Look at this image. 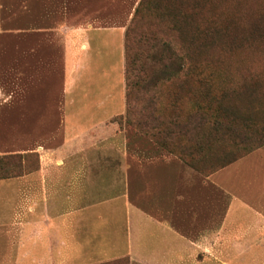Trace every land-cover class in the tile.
Instances as JSON below:
<instances>
[{
	"label": "crops",
	"instance_id": "obj_1",
	"mask_svg": "<svg viewBox=\"0 0 264 264\" xmlns=\"http://www.w3.org/2000/svg\"><path fill=\"white\" fill-rule=\"evenodd\" d=\"M43 30L25 28L36 38L20 43L25 57L39 59L42 48L50 70L42 78L35 68L19 89L20 147L8 153L34 154L35 164L0 178V264H264V169L258 181L245 167L205 176L175 156L131 147L136 135L117 133L112 120L127 108L126 27L66 23L47 29L42 46ZM102 32L116 46L118 79L95 103L84 51ZM55 60L65 74L58 101ZM14 98L0 88V118Z\"/></svg>",
	"mask_w": 264,
	"mask_h": 264
},
{
	"label": "rangeland",
	"instance_id": "obj_2",
	"mask_svg": "<svg viewBox=\"0 0 264 264\" xmlns=\"http://www.w3.org/2000/svg\"><path fill=\"white\" fill-rule=\"evenodd\" d=\"M24 1L0 0V88L14 92L15 97L14 109L5 111L0 118L1 140L10 143L6 148L0 146V177L17 175L35 164L34 154L8 152L20 147L14 141L17 106L23 95L19 89L30 85L35 68L42 72V78L50 70L47 69L50 59L41 56L42 48L37 51L42 64L39 59L25 57L29 52L24 54L26 47L21 46V41L36 36L23 30L46 29L37 34L44 46L47 29L66 23L69 26L92 23L125 26L127 55L135 69L132 74L143 65L158 78L164 77L148 89L140 84L128 89V119L126 113L112 119L117 124V133L136 135L129 143L131 147L143 148L149 156L166 154L180 159L170 151L177 152L186 160L180 159L183 165L189 166L187 163L193 161L204 167L203 172L237 157L225 166L214 167L215 172L227 166L245 167L255 181L259 180V171L264 169V0H26L27 13ZM156 38L167 40L182 55V71L176 72L178 62L160 59L153 47ZM94 43L88 52L84 51V58L88 53L91 102L97 103L104 99L106 91L113 90L119 59L116 46L108 43L106 32L98 35ZM154 52L159 58L151 60ZM54 62L57 74L52 86L58 101L62 94L64 98L65 74L61 62ZM186 66L188 69H184ZM171 73L174 74L167 77ZM206 76L211 77L209 82ZM199 105L218 115L227 110L235 121L234 131L217 134L204 128L187 139L164 133L168 121L183 120L185 112ZM154 116L159 122L150 125L146 132L132 124L147 117L153 123ZM218 177L226 179L225 174ZM218 198L224 200L221 193ZM109 264L128 263L121 260Z\"/></svg>",
	"mask_w": 264,
	"mask_h": 264
},
{
	"label": "trees",
	"instance_id": "obj_3",
	"mask_svg": "<svg viewBox=\"0 0 264 264\" xmlns=\"http://www.w3.org/2000/svg\"><path fill=\"white\" fill-rule=\"evenodd\" d=\"M172 28L174 29L175 26L173 25ZM153 47L156 48L157 50L156 53H158L160 59L162 60L165 59L167 61H171L172 63L178 62L180 67L176 70V72L182 71V68L184 66V63L182 61V55H180L178 53V50L173 48L172 45L167 40L156 38L153 40ZM156 53L154 52L152 56H150L149 58L151 60H156L157 58H159L157 57ZM132 64H133L132 58L128 57L127 55L126 36H125V79H126V103H127V108L125 113L127 114V119L130 112V105L128 104V95H129L128 89L132 88L137 84H140L141 88L148 89L149 87L156 85L159 80L164 78V77L158 78L159 76L156 73H154L151 70H146L143 65H140L136 69L137 73L132 74V71L135 70L132 67ZM184 69H188L187 66L184 67ZM173 74L174 73L168 74L167 77H171ZM204 78L207 80V82H209L211 79L210 76H206ZM208 109L209 107L206 106L202 107V105H199L197 108L190 109L189 111L185 112L183 120L168 121L167 124L164 125V133L167 136L169 134H176L182 136V138L187 139L188 136L197 134L200 131H202V129L204 128H206L210 133L216 132L217 134H227L231 131H234L236 124L233 118L230 119L229 115H227L228 113L227 110L225 111L226 114L224 113L225 115L224 114L218 115L214 111L211 112L208 111ZM149 117H147V119L145 120H139L138 122H134L132 124H134V126H137L138 128L140 127L141 130L146 132L147 130H149L148 127L150 125H155L157 122H159V118L157 116H154L155 121L153 123L150 122ZM219 117L223 119H220ZM154 135L158 137L157 134ZM192 149L193 148L190 149L191 152H193ZM170 152L171 153L173 152V154L176 153L175 155H178L180 159L186 161L182 154L180 155L179 153L174 151H170ZM236 158L237 157H235L234 159ZM234 159L225 161L218 165H214L210 168L211 170L207 172H203L204 167L202 165L194 163L193 161H189L187 164L196 171L200 172L201 174L210 175L213 172H215L216 169L214 170V167L219 165L225 166L231 163L232 161H234ZM10 176H15V175H10ZM10 176H3L0 178L10 177Z\"/></svg>",
	"mask_w": 264,
	"mask_h": 264
}]
</instances>
